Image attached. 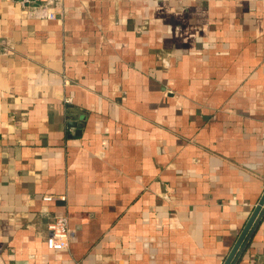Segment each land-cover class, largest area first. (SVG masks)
<instances>
[{
	"label": "crops",
	"instance_id": "0c3cea01",
	"mask_svg": "<svg viewBox=\"0 0 264 264\" xmlns=\"http://www.w3.org/2000/svg\"><path fill=\"white\" fill-rule=\"evenodd\" d=\"M263 195L264 0H0V264H224Z\"/></svg>",
	"mask_w": 264,
	"mask_h": 264
},
{
	"label": "built area",
	"instance_id": "2783aa9c",
	"mask_svg": "<svg viewBox=\"0 0 264 264\" xmlns=\"http://www.w3.org/2000/svg\"><path fill=\"white\" fill-rule=\"evenodd\" d=\"M17 3L26 15L37 19H55L62 10V0H10ZM63 198V197H61ZM46 245L49 249L60 250L68 247L70 229L68 216L57 217L48 225Z\"/></svg>",
	"mask_w": 264,
	"mask_h": 264
},
{
	"label": "water",
	"instance_id": "95a60500",
	"mask_svg": "<svg viewBox=\"0 0 264 264\" xmlns=\"http://www.w3.org/2000/svg\"><path fill=\"white\" fill-rule=\"evenodd\" d=\"M70 124L74 125V123H70ZM262 213H264V195L261 198V200L259 201L258 205L256 206L252 216L250 217V220L248 221L245 229L241 233L240 237L238 238L237 242L235 243L230 255L227 257L224 264H230V263L233 264V262L235 260L234 256H235L237 250L239 249V247L241 246L242 240L246 239L250 236V234L252 232V229L250 230V228H251L253 222L255 221V219L257 221L259 219V217L262 215ZM256 221H255V223H256ZM233 258H234V260H233V262H231Z\"/></svg>",
	"mask_w": 264,
	"mask_h": 264
}]
</instances>
